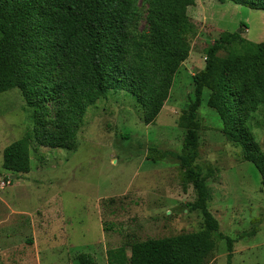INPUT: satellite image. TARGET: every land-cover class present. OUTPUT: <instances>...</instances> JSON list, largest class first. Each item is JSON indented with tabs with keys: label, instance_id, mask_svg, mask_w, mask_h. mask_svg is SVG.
I'll return each instance as SVG.
<instances>
[{
	"label": "rangeland",
	"instance_id": "1",
	"mask_svg": "<svg viewBox=\"0 0 264 264\" xmlns=\"http://www.w3.org/2000/svg\"><path fill=\"white\" fill-rule=\"evenodd\" d=\"M134 29L150 37L147 4L137 0ZM192 31L189 53L173 75L169 94L152 123L142 121V108L124 90H108L82 116L74 112L76 145H44L34 129V109L21 92L0 93V264H109L107 251L128 264L130 246L147 239L195 232L203 227L199 210H189L196 192L174 160L150 162L148 147L180 152L185 127L180 117L193 99V75L204 68L205 49L221 34L239 30L248 41L264 43V10L227 1L194 0L187 8ZM242 54L233 42L219 50L221 64L229 54ZM203 89L197 110L196 164L209 190L208 210L219 231L234 239L230 264H264V187L254 164L239 145L222 133L216 111ZM48 133H58V98L41 105ZM264 151V106L247 120ZM24 139L29 171L16 175L2 167V153ZM154 154V153H153ZM15 176V177H12ZM223 240L206 264H228Z\"/></svg>",
	"mask_w": 264,
	"mask_h": 264
},
{
	"label": "trees",
	"instance_id": "2",
	"mask_svg": "<svg viewBox=\"0 0 264 264\" xmlns=\"http://www.w3.org/2000/svg\"><path fill=\"white\" fill-rule=\"evenodd\" d=\"M151 36L134 29L137 0H0V93L21 92L34 109V129L44 145L72 149L76 117L108 90H124L142 108V121L152 123L168 97L173 75L187 58L192 23L187 8L194 0H143ZM227 1L264 10V0ZM243 44L242 54H229L221 64L215 55L226 45ZM204 68L193 75V99L180 117L185 127L180 152L151 145L150 162L174 160L196 192L188 209L199 210L203 227L195 232L147 239L130 246L128 264H206L221 240L230 264L234 239L219 231L208 210L209 190L196 164L197 110L203 89L207 105L216 111L225 137L239 145L246 161L256 166L264 187V151L247 120L264 106V43H254L237 31L223 33L204 51ZM58 98L66 108L57 113L58 133H48L41 120L46 101ZM154 153V154H153ZM2 167L18 175L29 171V149L18 139L3 149ZM109 264H125L121 254L107 251Z\"/></svg>",
	"mask_w": 264,
	"mask_h": 264
},
{
	"label": "water",
	"instance_id": "3",
	"mask_svg": "<svg viewBox=\"0 0 264 264\" xmlns=\"http://www.w3.org/2000/svg\"><path fill=\"white\" fill-rule=\"evenodd\" d=\"M237 33H239V30H237ZM12 177H15V176H12Z\"/></svg>",
	"mask_w": 264,
	"mask_h": 264
}]
</instances>
